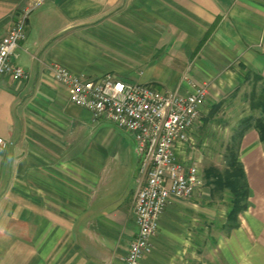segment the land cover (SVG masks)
Returning a JSON list of instances; mask_svg holds the SVG:
<instances>
[{
    "label": "crops",
    "instance_id": "0c3cea01",
    "mask_svg": "<svg viewBox=\"0 0 264 264\" xmlns=\"http://www.w3.org/2000/svg\"><path fill=\"white\" fill-rule=\"evenodd\" d=\"M33 1L0 0V41ZM13 61L29 76L0 75V136L8 143L0 148V264H126L142 157L136 143L138 159L130 157L109 121L73 103L50 66L184 92L189 80H206L210 99L217 85L264 78V0H43ZM191 149L179 152L186 164ZM239 156L252 196L237 225L226 211L215 240L220 189L173 198L142 264H264L257 130L245 134Z\"/></svg>",
    "mask_w": 264,
    "mask_h": 264
},
{
    "label": "built area",
    "instance_id": "2783aa9c",
    "mask_svg": "<svg viewBox=\"0 0 264 264\" xmlns=\"http://www.w3.org/2000/svg\"><path fill=\"white\" fill-rule=\"evenodd\" d=\"M43 0L24 7L0 41V75L26 79L28 72L13 61L22 40L28 37V18ZM50 70L57 82L68 87L70 99L91 111L95 120L105 119L128 130L142 157V177L134 191L133 214L138 230L125 257L126 264H142L153 250L159 220L173 198L190 199L202 187L197 163L186 164L179 152L194 148L193 128L210 93V82L189 80L190 90L165 89L154 83L120 79L112 73L98 78L75 74L61 64ZM0 136V148L7 147Z\"/></svg>",
    "mask_w": 264,
    "mask_h": 264
},
{
    "label": "rangeland",
    "instance_id": "374dc122",
    "mask_svg": "<svg viewBox=\"0 0 264 264\" xmlns=\"http://www.w3.org/2000/svg\"><path fill=\"white\" fill-rule=\"evenodd\" d=\"M255 78L249 74L248 78L240 83L239 88L235 89L234 85H217L212 89L210 99H207L199 121L196 123V135L194 148H192V156L188 158V164L197 163L202 176V189H211L214 186L209 185L205 176L206 170L216 168L220 173L227 170L226 154L228 146L232 141L234 128L239 122L251 113L249 95L253 90ZM261 84V81L257 83ZM233 85V86H232ZM216 86V85H215ZM223 92H220V90ZM205 110V111H204ZM208 111V112H207ZM259 112L257 111V114ZM105 120V119H103ZM108 121V120H105ZM108 123V122H107ZM119 134L123 135L125 142H128L132 158L137 154L134 152L133 137L125 129L117 124L109 121ZM120 155V154H119ZM134 164H130L129 174L132 172ZM221 190V191H220ZM219 193L214 196L216 205V228L215 240L224 232L221 229L222 223L227 215L226 211L231 206V194L228 189H220ZM206 252L204 254V257ZM201 258V257H200ZM143 262V261H142ZM198 264H214L217 261H208L199 259Z\"/></svg>",
    "mask_w": 264,
    "mask_h": 264
},
{
    "label": "trees",
    "instance_id": "16d2710c",
    "mask_svg": "<svg viewBox=\"0 0 264 264\" xmlns=\"http://www.w3.org/2000/svg\"><path fill=\"white\" fill-rule=\"evenodd\" d=\"M254 78L256 81L249 95L251 113L234 128L232 141L226 154L228 167L226 172L220 173L218 169L211 167L205 173L208 184L213 185V188L229 190L232 200L228 222L232 226L237 225L238 215L248 210L251 205L252 189L248 182L244 164L239 156L242 140L250 129H255L259 133L260 140L264 143V78L260 75H255ZM259 81L261 84L257 85Z\"/></svg>",
    "mask_w": 264,
    "mask_h": 264
}]
</instances>
